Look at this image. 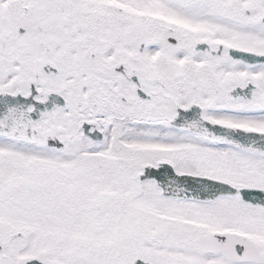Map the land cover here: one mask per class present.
<instances>
[{
    "label": "snow or ice",
    "instance_id": "6c2138e0",
    "mask_svg": "<svg viewBox=\"0 0 264 264\" xmlns=\"http://www.w3.org/2000/svg\"><path fill=\"white\" fill-rule=\"evenodd\" d=\"M0 264H264V0H0Z\"/></svg>",
    "mask_w": 264,
    "mask_h": 264
}]
</instances>
